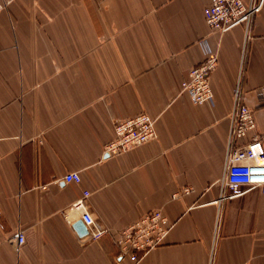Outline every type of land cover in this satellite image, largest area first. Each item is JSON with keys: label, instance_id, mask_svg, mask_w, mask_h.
<instances>
[{"label": "crops", "instance_id": "0c3cea01", "mask_svg": "<svg viewBox=\"0 0 264 264\" xmlns=\"http://www.w3.org/2000/svg\"><path fill=\"white\" fill-rule=\"evenodd\" d=\"M211 0H6L0 12V264H133L115 239L160 210L166 242L137 264H264V194L222 193L232 115L254 111L264 144V8L212 31ZM207 41V47L202 41ZM213 102L182 91L208 49ZM146 113L156 137L105 154L116 122ZM79 172L81 183L64 177ZM186 187L192 192L179 198ZM108 232L80 237L72 206ZM26 242L16 252L10 238Z\"/></svg>", "mask_w": 264, "mask_h": 264}, {"label": "built area", "instance_id": "2783aa9c", "mask_svg": "<svg viewBox=\"0 0 264 264\" xmlns=\"http://www.w3.org/2000/svg\"><path fill=\"white\" fill-rule=\"evenodd\" d=\"M6 7V0H0V12ZM263 8L264 0H211L204 14L207 26L212 31L223 34L239 26H244L248 30ZM207 44V41H202V45ZM217 63V55L208 49L205 58L189 71L187 78L183 81L182 91L193 103L204 105L213 102L210 79ZM261 96L264 103V87L261 89ZM256 128L254 111L244 104L237 103L229 133L226 169L222 180L223 189L217 203L241 198L249 191L256 189L264 194L263 138L254 133L249 142L242 143V140L256 131ZM114 134V139L104 149L108 156L120 155L134 147L149 143L156 137L155 121L148 114L141 113L116 122ZM64 180L79 184L81 175L79 172H71L64 177ZM191 192V187H186L176 193L175 198ZM88 195L89 193L85 192L72 208L84 211L81 218L88 228V237L98 240L108 231L98 226L92 215L86 211L85 199ZM172 227L173 225L162 211H150L127 226L115 239L119 256L128 257L133 264H137L142 256L166 242ZM25 242L26 237L22 231L16 232L10 238V243L16 252H20Z\"/></svg>", "mask_w": 264, "mask_h": 264}, {"label": "water", "instance_id": "95a60500", "mask_svg": "<svg viewBox=\"0 0 264 264\" xmlns=\"http://www.w3.org/2000/svg\"><path fill=\"white\" fill-rule=\"evenodd\" d=\"M74 228L80 237L87 236L89 234L88 228L85 226L82 220L75 223Z\"/></svg>", "mask_w": 264, "mask_h": 264}]
</instances>
